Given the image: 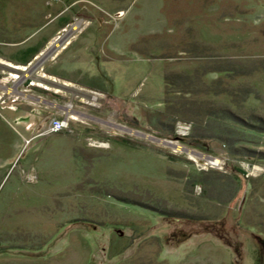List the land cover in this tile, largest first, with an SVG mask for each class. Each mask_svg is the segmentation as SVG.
Listing matches in <instances>:
<instances>
[{
	"label": "rangeland",
	"instance_id": "374dc122",
	"mask_svg": "<svg viewBox=\"0 0 264 264\" xmlns=\"http://www.w3.org/2000/svg\"><path fill=\"white\" fill-rule=\"evenodd\" d=\"M167 74L188 93L170 108ZM67 103L70 128L36 137ZM254 117L264 0H0V264H264Z\"/></svg>",
	"mask_w": 264,
	"mask_h": 264
},
{
	"label": "trees",
	"instance_id": "16d2710c",
	"mask_svg": "<svg viewBox=\"0 0 264 264\" xmlns=\"http://www.w3.org/2000/svg\"><path fill=\"white\" fill-rule=\"evenodd\" d=\"M173 81L176 82V84H178V82H181V83H184V79H182L179 75H172V74H167V75H164V86H165V97H164V105L165 107L167 108H170L171 105V99L170 98H176V97H181V98H186L187 97V94L186 92L184 93L183 91L181 92H178V91H169L168 89L170 88V86L172 85ZM180 84V83H179ZM207 92V91H206ZM167 97V98H166ZM183 100V99H182ZM175 102V101H173ZM181 102V101H179ZM184 102H182L183 104ZM182 106L183 109H182ZM181 106V109L180 111L176 112L177 113V116L178 115H184L185 113H194V117H197L199 115H201V113H203L202 115L205 116V118H209L208 120L210 121H214L217 119V117H223V119L226 121H232L230 118H228L229 116V111L226 110V109H223L218 113L215 112L214 109H211V107H207L206 109H203L202 111H198L195 107H193L192 105H188L187 103L183 104ZM195 106V105H194ZM185 108V109H184ZM226 110V111H225ZM186 111V112H185ZM254 123H255V126H257L256 128L257 129V132L259 134H264V119L261 118V117H254ZM248 126V128H246ZM241 128H245L246 129H249V125H244L242 124V127ZM213 133V135H211L209 138H214V129H210ZM221 134V133H220ZM223 134L227 135V136H230L232 138V135H231V130L228 131V129H225L223 131ZM198 136V137H197ZM208 136L206 133H203L202 134H196V140L195 141H199L201 138H204ZM230 137H226L227 141L229 142L230 140ZM218 139L222 138V137H217ZM225 139V140H226ZM233 143V141H232ZM231 143V145H232ZM234 144V143H233ZM196 145H199L198 142ZM240 211V210H239ZM263 233H260V234H256L254 235L255 236V240L257 241L258 245H261V248H263V251H264V237H262Z\"/></svg>",
	"mask_w": 264,
	"mask_h": 264
},
{
	"label": "built area",
	"instance_id": "2783aa9c",
	"mask_svg": "<svg viewBox=\"0 0 264 264\" xmlns=\"http://www.w3.org/2000/svg\"><path fill=\"white\" fill-rule=\"evenodd\" d=\"M65 31V30H64ZM70 32H73V31H70ZM69 32H67L68 34ZM67 34L62 38L61 37V33L56 37V43L62 41V40H65L67 36ZM70 34V33H69ZM68 39V38H66ZM63 44H65V46L63 47H67L68 45L67 44H70V42H63ZM67 45V46H66ZM93 100V101H92ZM92 100L91 102H94L96 101V93H93V97H92ZM73 105L71 103H67L65 105V109H64V112H62L59 117H53L49 120L46 128H44V130H42L40 133H38L36 135V137H43V136H49V135H55V134H59L63 131H67L69 128H70V121H71V116H70V112H72L70 110L73 109L72 107ZM54 107L56 108V106L54 105ZM74 111V110H73ZM74 114V113H73Z\"/></svg>",
	"mask_w": 264,
	"mask_h": 264
},
{
	"label": "crops",
	"instance_id": "0c3cea01",
	"mask_svg": "<svg viewBox=\"0 0 264 264\" xmlns=\"http://www.w3.org/2000/svg\"><path fill=\"white\" fill-rule=\"evenodd\" d=\"M50 40L48 41H45L43 45H41L39 48H37V52L33 53L32 55H28L27 52L26 53H22L21 55V59H23L22 57H24L25 62L28 63L30 62L31 59H33L36 55L40 54L45 48L46 46L48 45ZM71 45H69L67 48H65L64 50H62L59 55L57 56V58L54 60V63L57 62L59 59L60 60H63L64 56L66 55L67 53V50L68 48L70 47ZM35 50V49H34ZM27 54V55H26ZM67 56V55H66ZM88 56V55H87ZM27 57V58H26ZM67 58H69L70 61H74V60H77V55L76 54H73V55H69L67 56ZM14 62H17V61H14ZM17 63H20V64H23L22 62H17ZM42 76H45V77H48V78H51V79H54V80H58V81H63V82H66L67 84L71 85L72 87H76V88H79V89H86L78 84H73L71 81L67 80V79H64V78H61V77H57V76H54V75H50V74H47L46 72H44V74ZM87 90V89H86ZM77 92V91H76ZM59 94V93H58ZM25 97H27L26 99H24L23 103H22V106H30V104H32V101H34V98L33 96H31L30 94L28 95H25ZM84 98L81 97L80 99V102H84L83 100ZM12 111H16L17 112V107L11 109ZM54 117H59L60 114H53ZM53 118V117H52Z\"/></svg>",
	"mask_w": 264,
	"mask_h": 264
},
{
	"label": "flooded vegetation",
	"instance_id": "af4514ba",
	"mask_svg": "<svg viewBox=\"0 0 264 264\" xmlns=\"http://www.w3.org/2000/svg\"><path fill=\"white\" fill-rule=\"evenodd\" d=\"M33 112H34L35 117H36V113H35V111H33ZM32 114H33V113H32ZM28 117L30 118V117H32V115L30 114V116H28ZM29 118H25V121H26V122H28V121L30 122V119H29ZM45 118H46V117H44L42 121H44ZM46 119H47V118H46Z\"/></svg>",
	"mask_w": 264,
	"mask_h": 264
},
{
	"label": "bare ground",
	"instance_id": "6f19581e",
	"mask_svg": "<svg viewBox=\"0 0 264 264\" xmlns=\"http://www.w3.org/2000/svg\"><path fill=\"white\" fill-rule=\"evenodd\" d=\"M76 29V25L73 26L72 31ZM58 43H55L54 47H57Z\"/></svg>",
	"mask_w": 264,
	"mask_h": 264
}]
</instances>
